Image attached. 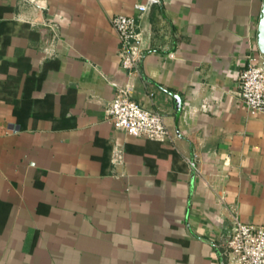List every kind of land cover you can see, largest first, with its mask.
<instances>
[{"label": "crops", "instance_id": "obj_1", "mask_svg": "<svg viewBox=\"0 0 264 264\" xmlns=\"http://www.w3.org/2000/svg\"><path fill=\"white\" fill-rule=\"evenodd\" d=\"M142 2L0 0V264H228L232 216L264 225V113L235 94L264 0ZM128 85L166 141L114 129Z\"/></svg>", "mask_w": 264, "mask_h": 264}, {"label": "built area", "instance_id": "obj_2", "mask_svg": "<svg viewBox=\"0 0 264 264\" xmlns=\"http://www.w3.org/2000/svg\"><path fill=\"white\" fill-rule=\"evenodd\" d=\"M160 2L161 0H143L136 5V10L144 15ZM110 21L119 37L122 68L138 74L144 54L138 19L115 15ZM237 81L238 89L235 94L240 104L252 114L264 113V54H251L246 66L239 72ZM108 113L116 131L158 142L170 138L164 115L136 102L130 85L117 91ZM232 223V231L227 236L228 264H264V225L244 223L235 215L232 216Z\"/></svg>", "mask_w": 264, "mask_h": 264}, {"label": "water", "instance_id": "obj_3", "mask_svg": "<svg viewBox=\"0 0 264 264\" xmlns=\"http://www.w3.org/2000/svg\"><path fill=\"white\" fill-rule=\"evenodd\" d=\"M257 39H258V47L261 53L264 54V3H263L260 22L258 26Z\"/></svg>", "mask_w": 264, "mask_h": 264}]
</instances>
